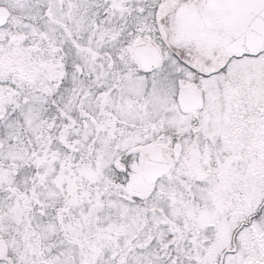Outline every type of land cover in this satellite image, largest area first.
I'll return each mask as SVG.
<instances>
[{
	"label": "snow or ice",
	"instance_id": "6c2138e0",
	"mask_svg": "<svg viewBox=\"0 0 264 264\" xmlns=\"http://www.w3.org/2000/svg\"><path fill=\"white\" fill-rule=\"evenodd\" d=\"M0 264H264V0H0Z\"/></svg>",
	"mask_w": 264,
	"mask_h": 264
}]
</instances>
